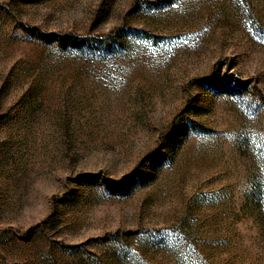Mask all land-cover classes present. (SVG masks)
<instances>
[{"label": "rangeland", "instance_id": "obj_1", "mask_svg": "<svg viewBox=\"0 0 264 264\" xmlns=\"http://www.w3.org/2000/svg\"><path fill=\"white\" fill-rule=\"evenodd\" d=\"M0 264H264V0H0Z\"/></svg>", "mask_w": 264, "mask_h": 264}]
</instances>
